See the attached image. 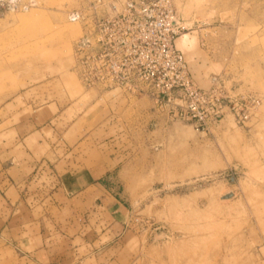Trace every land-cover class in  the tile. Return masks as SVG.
<instances>
[{
	"label": "rangeland",
	"instance_id": "374dc122",
	"mask_svg": "<svg viewBox=\"0 0 264 264\" xmlns=\"http://www.w3.org/2000/svg\"><path fill=\"white\" fill-rule=\"evenodd\" d=\"M87 1L0 8V152L28 123L74 122L95 133V154L120 150L102 183L125 211L120 224L90 218L88 264H264V0H170L192 79L208 87L217 77L227 95L225 115L203 131L146 94L82 84L73 44L83 29L68 13ZM17 257L0 237V264Z\"/></svg>",
	"mask_w": 264,
	"mask_h": 264
},
{
	"label": "crops",
	"instance_id": "0c3cea01",
	"mask_svg": "<svg viewBox=\"0 0 264 264\" xmlns=\"http://www.w3.org/2000/svg\"><path fill=\"white\" fill-rule=\"evenodd\" d=\"M74 124L61 131L28 123L30 130L0 152V237L18 264H88V251L96 248L90 218L102 214L120 224L124 206L102 177L121 152L101 147L95 154V133ZM97 202L105 211H95ZM98 228L101 236L110 234V222Z\"/></svg>",
	"mask_w": 264,
	"mask_h": 264
},
{
	"label": "built area",
	"instance_id": "2783aa9c",
	"mask_svg": "<svg viewBox=\"0 0 264 264\" xmlns=\"http://www.w3.org/2000/svg\"><path fill=\"white\" fill-rule=\"evenodd\" d=\"M68 19L82 24L73 44L74 71L88 88L146 94L167 107L170 119L207 130L225 115L226 94L217 77L201 87L176 47L178 25L170 0H88ZM20 0H0V8Z\"/></svg>",
	"mask_w": 264,
	"mask_h": 264
},
{
	"label": "bare ground",
	"instance_id": "6f19581e",
	"mask_svg": "<svg viewBox=\"0 0 264 264\" xmlns=\"http://www.w3.org/2000/svg\"><path fill=\"white\" fill-rule=\"evenodd\" d=\"M187 37H188V34H184V35H182V36L180 37V39H181V40H184L185 43H188L190 40L187 39Z\"/></svg>",
	"mask_w": 264,
	"mask_h": 264
}]
</instances>
